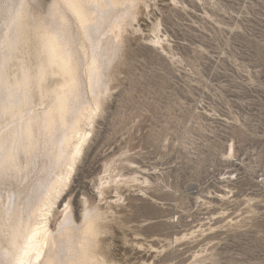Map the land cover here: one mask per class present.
<instances>
[{"label":"rangeland","instance_id":"1","mask_svg":"<svg viewBox=\"0 0 264 264\" xmlns=\"http://www.w3.org/2000/svg\"><path fill=\"white\" fill-rule=\"evenodd\" d=\"M100 99L54 205L100 264H264V0H139Z\"/></svg>","mask_w":264,"mask_h":264},{"label":"bare ground","instance_id":"2","mask_svg":"<svg viewBox=\"0 0 264 264\" xmlns=\"http://www.w3.org/2000/svg\"><path fill=\"white\" fill-rule=\"evenodd\" d=\"M138 3L0 0V264H100L98 207L85 200L78 219L54 205Z\"/></svg>","mask_w":264,"mask_h":264},{"label":"snow or ice","instance_id":"3","mask_svg":"<svg viewBox=\"0 0 264 264\" xmlns=\"http://www.w3.org/2000/svg\"><path fill=\"white\" fill-rule=\"evenodd\" d=\"M94 0H65V6L68 9L76 10L80 7L88 6L92 4Z\"/></svg>","mask_w":264,"mask_h":264}]
</instances>
